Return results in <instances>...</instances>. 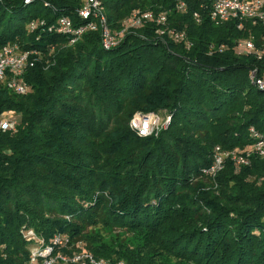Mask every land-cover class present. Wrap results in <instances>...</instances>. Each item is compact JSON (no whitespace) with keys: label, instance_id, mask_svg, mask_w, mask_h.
<instances>
[{"label":"trees","instance_id":"obj_1","mask_svg":"<svg viewBox=\"0 0 264 264\" xmlns=\"http://www.w3.org/2000/svg\"><path fill=\"white\" fill-rule=\"evenodd\" d=\"M81 4L0 0V49L17 43L41 57L23 75L26 95L0 83V114L21 118L0 134V264H29L26 230L44 241L60 234L108 262L264 264V160L202 174L215 147L244 149L251 127L264 136V92L248 80L254 69L263 75L264 57L233 50L250 37L264 50V27L213 25L210 0H103L112 32L134 12H165L191 47L160 41L153 23L109 51L99 32L71 46L27 32L33 20L77 22ZM136 113L167 114L171 124L141 138L129 127ZM101 230L113 236L102 240Z\"/></svg>","mask_w":264,"mask_h":264},{"label":"built area","instance_id":"obj_2","mask_svg":"<svg viewBox=\"0 0 264 264\" xmlns=\"http://www.w3.org/2000/svg\"><path fill=\"white\" fill-rule=\"evenodd\" d=\"M197 1L205 4L209 0ZM31 2L32 0H23L24 5H29ZM81 3L80 8L75 11L77 22L74 23L72 19L65 16L58 18L55 24L50 26L43 20H33L27 25V32L41 30L52 35H59L67 40L69 46L77 43L85 34L99 32L102 48L109 51L117 47L130 31L153 23L155 35L160 41H171L182 45L187 50L191 47L185 32L168 26L165 12L157 15L152 12H134L125 20L120 31L112 32L107 26L103 12V0H81ZM201 8H206V5H202ZM176 11L185 13L186 5L179 3ZM208 16L215 26L232 21L237 25L238 30L243 29L246 24L264 27V0H210ZM194 19L199 21L197 13L194 14ZM225 49L224 45L211 47L209 53H221ZM233 50L237 55H250L257 60L264 57V50L254 45L252 37L236 41ZM40 58L37 49H22L17 43L5 45L0 49V83L13 94L26 95L29 92V86L23 80V75L28 69L33 68ZM248 80L256 90L264 92V73L259 76L258 70L254 69L250 71ZM5 113L7 112L0 114V134L16 132L18 122L13 118H4ZM169 120L170 116L166 118V121H162L159 115L153 113H136L130 120L129 127L138 137H157L168 126ZM248 133L252 143L244 150L224 152L220 147H215L211 164L202 170V174L211 179L215 178L222 171L226 159L232 162L235 169L249 166L251 158L254 157L264 160V136L252 127L248 129ZM23 238L34 244L31 249L33 252L29 255V264H125L122 261L108 262L95 259L88 252L72 250L68 245V239L60 234L44 241L33 231L28 230L23 233Z\"/></svg>","mask_w":264,"mask_h":264},{"label":"rangeland","instance_id":"obj_3","mask_svg":"<svg viewBox=\"0 0 264 264\" xmlns=\"http://www.w3.org/2000/svg\"><path fill=\"white\" fill-rule=\"evenodd\" d=\"M3 117L4 118H13L14 120H16L17 122H20V120H21V118H20V116L19 115H16L15 113H13V112H7V113H5L4 115H3ZM159 117L162 119V121H166V118L168 117V115L167 114H159ZM170 124H171V118H170V120H169V122H168V126L163 130V131H166L167 129H168V127L170 126ZM162 131V132H163ZM246 148V147H245ZM244 148V149H245ZM220 149L222 150V151H224V152H229V151H233V150H224V149H222L221 147H220ZM244 149H242V150H244ZM234 150H238V151H241L240 149H234ZM212 153H213V151H212ZM227 162H229V163H231L232 164V162L229 160V159H226L225 160V164L227 163ZM225 164H224V167H225ZM224 167H223V169H224ZM223 169H222V171H223ZM219 174V173H218ZM26 231H28V230H26ZM88 232L90 233L91 232V230H88ZM101 232L103 233L104 231L103 230H101ZM105 232H108L107 230L105 231ZM35 234V233H34ZM23 235V234H22ZM102 236V235H101ZM111 237V236H113L112 234H110V235H105L104 233H103V236H102V240H105V238L106 237ZM81 247H85V243H81ZM31 252H33L32 250L30 251V253ZM163 259V257H161L160 258V260H162ZM170 259H167V261H169ZM170 262H174V261H170Z\"/></svg>","mask_w":264,"mask_h":264}]
</instances>
